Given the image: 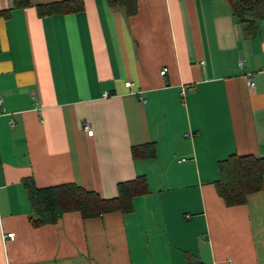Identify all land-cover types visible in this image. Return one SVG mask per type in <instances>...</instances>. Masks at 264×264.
Wrapping results in <instances>:
<instances>
[{"label": "crops", "instance_id": "1", "mask_svg": "<svg viewBox=\"0 0 264 264\" xmlns=\"http://www.w3.org/2000/svg\"><path fill=\"white\" fill-rule=\"evenodd\" d=\"M51 1L0 0V264H264V178L241 205L215 187L220 160L264 157V19L245 33L227 0L39 15ZM138 177L128 212L28 219L27 178L114 198Z\"/></svg>", "mask_w": 264, "mask_h": 264}, {"label": "trees", "instance_id": "2", "mask_svg": "<svg viewBox=\"0 0 264 264\" xmlns=\"http://www.w3.org/2000/svg\"><path fill=\"white\" fill-rule=\"evenodd\" d=\"M83 0H56L36 4L39 15L56 11H72L81 8ZM234 16L245 33H257L264 19V0H227ZM111 6L121 7L126 14L136 11V0H107ZM31 0H13L14 6H28ZM134 157L153 156L152 146H134ZM218 178L215 187L227 206L241 205L249 194L263 186L264 157L230 154L218 162ZM31 212L28 217L34 227L56 223L66 212L78 211L83 218L99 217L112 211L128 212L132 199L147 192L142 177L120 182L114 198H104L96 191L86 190L72 183L48 187H37L31 178L24 180Z\"/></svg>", "mask_w": 264, "mask_h": 264}, {"label": "built area", "instance_id": "3", "mask_svg": "<svg viewBox=\"0 0 264 264\" xmlns=\"http://www.w3.org/2000/svg\"><path fill=\"white\" fill-rule=\"evenodd\" d=\"M164 72H165V68H163L161 70V73H164ZM248 84L250 86H253L254 81L251 78H249ZM104 95H107V92H105ZM84 129L86 130V132L88 133V135H92L93 134V130H92V128H91V126L89 124H85L84 125ZM5 236L11 239V238H13L14 234L13 233H7Z\"/></svg>", "mask_w": 264, "mask_h": 264}]
</instances>
